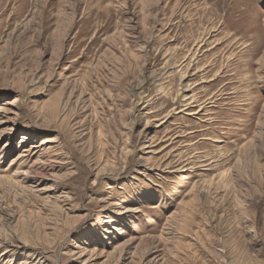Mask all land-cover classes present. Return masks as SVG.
Returning <instances> with one entry per match:
<instances>
[{"label": "rangeland", "instance_id": "rangeland-1", "mask_svg": "<svg viewBox=\"0 0 264 264\" xmlns=\"http://www.w3.org/2000/svg\"><path fill=\"white\" fill-rule=\"evenodd\" d=\"M264 264V0H0V264Z\"/></svg>", "mask_w": 264, "mask_h": 264}, {"label": "bare ground", "instance_id": "bare-ground-1", "mask_svg": "<svg viewBox=\"0 0 264 264\" xmlns=\"http://www.w3.org/2000/svg\"><path fill=\"white\" fill-rule=\"evenodd\" d=\"M119 262L118 261H115V263L114 264H118Z\"/></svg>", "mask_w": 264, "mask_h": 264}]
</instances>
